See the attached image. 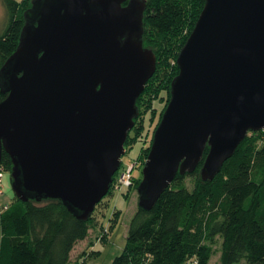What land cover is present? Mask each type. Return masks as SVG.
I'll use <instances>...</instances> for the list:
<instances>
[{"label": "water", "instance_id": "water-1", "mask_svg": "<svg viewBox=\"0 0 264 264\" xmlns=\"http://www.w3.org/2000/svg\"><path fill=\"white\" fill-rule=\"evenodd\" d=\"M147 0H32L0 68V164L22 201L58 199L88 220L107 196L157 70L144 44ZM137 187L151 210L176 176L213 180L264 130V0H206Z\"/></svg>", "mask_w": 264, "mask_h": 264}, {"label": "trees", "instance_id": "trees-1", "mask_svg": "<svg viewBox=\"0 0 264 264\" xmlns=\"http://www.w3.org/2000/svg\"><path fill=\"white\" fill-rule=\"evenodd\" d=\"M205 1L147 0L143 40L156 53L157 70L138 99L140 115L126 147L142 135L147 113H151V121L155 119V102H163L155 128L158 126L170 100L172 80L179 73L177 57ZM2 2L8 25L0 33V68L18 47L24 12L32 0ZM6 96L0 89V103ZM150 144L134 160L138 164L133 185L120 190L121 195L137 191L142 176L137 177L135 170L143 168ZM0 167L11 172L12 160L5 151ZM200 168L191 174L179 173L151 210L138 205L124 248L111 264H211L213 245L219 239L220 264H241L243 260L264 264V130L249 132L213 180H203ZM189 176L196 177L192 188ZM113 185L110 195L115 192ZM103 200L97 206L105 207ZM119 216L117 210L113 226ZM95 223L94 212L88 220H80L61 200L24 202L15 195L7 209H0V264H85L92 254L74 262L73 251L89 237ZM109 232L104 227L99 240L105 241Z\"/></svg>", "mask_w": 264, "mask_h": 264}, {"label": "rangeland", "instance_id": "rangeland-1", "mask_svg": "<svg viewBox=\"0 0 264 264\" xmlns=\"http://www.w3.org/2000/svg\"><path fill=\"white\" fill-rule=\"evenodd\" d=\"M17 1L22 2L23 0ZM7 25V12L2 0H0V33L4 31ZM171 64H174V61L171 60ZM168 69L170 70V72L172 71V68ZM163 104V102H155V107L157 111L155 114V119H153V121L150 120L151 113H147L145 115L143 120V123L145 125L144 131L142 135H140L131 144H129L128 147H126L127 152L122 156L123 167L129 165L130 162L134 160H138L141 156L143 148L150 144L149 142L151 138L153 139V134L156 129L155 125L156 123H158L160 113L159 111L162 108ZM123 167H121L120 172L123 170ZM3 169L4 172L2 173L3 179L1 187L2 193H0V196H3V198L1 199V210L5 209L3 207L5 206V204L10 205L13 202L15 196L12 187L11 172L7 171V169L4 167ZM142 171V167L136 169L135 175H137V177H141ZM195 181V176L187 177V182L191 188L194 186ZM124 190L127 191V188H125ZM103 201L106 203V206L102 207L101 205H99L94 211V216L96 217L97 223H95L96 225L91 229V234L88 241L86 240V242L84 241L82 243H79L74 249V262L79 258H82L84 256L87 257L92 254L87 257V261L85 262V264H111L113 259L116 256L120 255L124 248L130 221L138 208V192L136 190H132L130 191L128 196H125L124 194L121 195L120 191L115 190L113 194H108L107 196H105ZM117 210L120 211V216L117 223L113 226L112 219ZM104 227L110 229V232L109 234H107L106 240L101 241L98 237L101 235L102 229ZM87 242L89 243L87 244ZM221 247L222 240L219 239L213 245L215 252L212 256L210 262L211 264H220ZM93 251H97L98 253H92ZM241 264H246V260H243Z\"/></svg>", "mask_w": 264, "mask_h": 264}, {"label": "built area", "instance_id": "built-area-1", "mask_svg": "<svg viewBox=\"0 0 264 264\" xmlns=\"http://www.w3.org/2000/svg\"><path fill=\"white\" fill-rule=\"evenodd\" d=\"M123 163V161H122ZM137 161H132L130 162L129 165L124 166L123 170L117 175V179H116V183L114 182L113 184V188L114 190H123L124 188H128L131 187L133 185L134 182V175H133V171L134 169L137 167ZM123 164H121L122 167ZM4 172L3 167H0V193H2L1 187H2V179H3V175L2 173ZM5 209H7L9 207L8 204H5V206H3Z\"/></svg>", "mask_w": 264, "mask_h": 264}, {"label": "crops", "instance_id": "crops-1", "mask_svg": "<svg viewBox=\"0 0 264 264\" xmlns=\"http://www.w3.org/2000/svg\"><path fill=\"white\" fill-rule=\"evenodd\" d=\"M3 198V196H0V200ZM1 205H2V200L0 201V208H1ZM9 205V204H8ZM90 234H91V231H90ZM89 237H90V235H89ZM89 237L86 239L87 241H88V239H89ZM86 240H83V241H81V242H79V243H82V242H86ZM90 242V241H89ZM89 242H87V244L89 243ZM86 244V245H87ZM86 247V246H85ZM74 252V251H73Z\"/></svg>", "mask_w": 264, "mask_h": 264}]
</instances>
